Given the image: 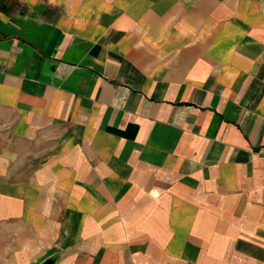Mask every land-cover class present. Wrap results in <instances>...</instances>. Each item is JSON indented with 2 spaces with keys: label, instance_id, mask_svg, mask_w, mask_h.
I'll list each match as a JSON object with an SVG mask.
<instances>
[{
  "label": "crops",
  "instance_id": "crops-1",
  "mask_svg": "<svg viewBox=\"0 0 264 264\" xmlns=\"http://www.w3.org/2000/svg\"><path fill=\"white\" fill-rule=\"evenodd\" d=\"M264 264V0H0V264Z\"/></svg>",
  "mask_w": 264,
  "mask_h": 264
},
{
  "label": "water",
  "instance_id": "water-1",
  "mask_svg": "<svg viewBox=\"0 0 264 264\" xmlns=\"http://www.w3.org/2000/svg\"><path fill=\"white\" fill-rule=\"evenodd\" d=\"M58 261L57 255H51L49 257H46L42 262L39 264H56Z\"/></svg>",
  "mask_w": 264,
  "mask_h": 264
}]
</instances>
